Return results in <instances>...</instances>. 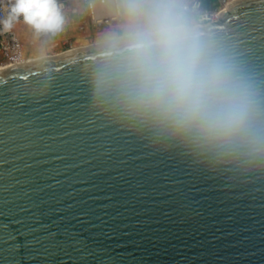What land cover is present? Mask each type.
Listing matches in <instances>:
<instances>
[{
  "label": "water",
  "instance_id": "95a60500",
  "mask_svg": "<svg viewBox=\"0 0 264 264\" xmlns=\"http://www.w3.org/2000/svg\"><path fill=\"white\" fill-rule=\"evenodd\" d=\"M264 67V0L206 23ZM95 45L0 69V264H264V168L150 146L90 101Z\"/></svg>",
  "mask_w": 264,
  "mask_h": 264
},
{
  "label": "clouds",
  "instance_id": "9594fccd",
  "mask_svg": "<svg viewBox=\"0 0 264 264\" xmlns=\"http://www.w3.org/2000/svg\"><path fill=\"white\" fill-rule=\"evenodd\" d=\"M115 23L95 41L90 101L150 146L239 170L264 168V67L204 23L194 0H109ZM63 31L62 0H10L0 31Z\"/></svg>",
  "mask_w": 264,
  "mask_h": 264
},
{
  "label": "built area",
  "instance_id": "2783aa9c",
  "mask_svg": "<svg viewBox=\"0 0 264 264\" xmlns=\"http://www.w3.org/2000/svg\"><path fill=\"white\" fill-rule=\"evenodd\" d=\"M234 0H194L204 23L217 18L218 12ZM10 0H0V15H3ZM66 24L56 35H36L22 21L11 31H0V69L15 64L30 62V48L35 43L53 47L57 51L71 50L77 36L102 31L115 23L110 15L109 0H62Z\"/></svg>",
  "mask_w": 264,
  "mask_h": 264
},
{
  "label": "bare ground",
  "instance_id": "6f19581e",
  "mask_svg": "<svg viewBox=\"0 0 264 264\" xmlns=\"http://www.w3.org/2000/svg\"><path fill=\"white\" fill-rule=\"evenodd\" d=\"M100 32L101 31L77 36L74 43H73L72 49L68 50V51H64V52L57 51L56 49H54L51 46L45 47V46H42L40 43H35L30 48L31 55L33 57L30 60L34 61V60H38V59H42V58H46V57H50V56H55V55L67 53V52H70L73 50L81 49L83 47L95 45L96 37Z\"/></svg>",
  "mask_w": 264,
  "mask_h": 264
}]
</instances>
